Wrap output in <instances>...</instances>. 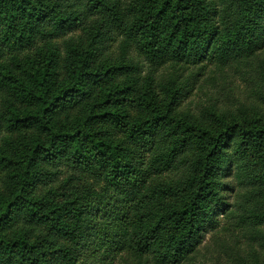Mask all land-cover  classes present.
Segmentation results:
<instances>
[{"label":"trees","instance_id":"16d2710c","mask_svg":"<svg viewBox=\"0 0 264 264\" xmlns=\"http://www.w3.org/2000/svg\"><path fill=\"white\" fill-rule=\"evenodd\" d=\"M210 68L250 77L240 121L173 116ZM208 233L260 263L264 0H0V264H188Z\"/></svg>","mask_w":264,"mask_h":264},{"label":"rangeland","instance_id":"374dc122","mask_svg":"<svg viewBox=\"0 0 264 264\" xmlns=\"http://www.w3.org/2000/svg\"><path fill=\"white\" fill-rule=\"evenodd\" d=\"M112 54H115V49H110ZM148 64V63H147ZM246 70V69H244ZM167 74V73H161ZM250 77L244 76L241 73L233 70L224 69L222 72L213 71L211 68L203 79L197 83L193 92L190 93L188 99H185L178 112L173 115L174 117L186 116L192 119L195 124L202 123L204 126L210 124L209 116H214L215 106L221 107L225 115L227 116V122L240 121L241 105L247 102L253 101L255 93L252 94L250 87ZM244 102V104H243ZM77 109L69 112L71 116H76ZM248 111V115L252 119V113ZM213 113V114H212ZM216 113L215 116H217ZM70 173L65 169L62 170L59 177L49 183V188L55 189L65 185V180L68 179ZM46 190L43 189V193ZM232 202V197L229 199ZM242 233V232H241ZM241 233L234 234H222L216 235L212 233L206 234L201 245L198 247V253L194 257L193 261L188 264H230L227 261L222 252L226 251L229 255L237 258L240 255L250 252L248 248L249 242L242 236ZM222 246L227 247L226 250ZM245 249V251H242ZM256 251V249H255ZM257 255L260 256V263L264 264V251L257 250ZM252 254H248L251 257ZM253 257L247 264H256Z\"/></svg>","mask_w":264,"mask_h":264}]
</instances>
